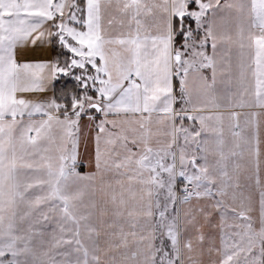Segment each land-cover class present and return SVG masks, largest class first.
<instances>
[{
    "label": "snow or ice",
    "instance_id": "snow-or-ice-1",
    "mask_svg": "<svg viewBox=\"0 0 264 264\" xmlns=\"http://www.w3.org/2000/svg\"><path fill=\"white\" fill-rule=\"evenodd\" d=\"M0 264H264V0H0Z\"/></svg>",
    "mask_w": 264,
    "mask_h": 264
},
{
    "label": "crops",
    "instance_id": "crops-1",
    "mask_svg": "<svg viewBox=\"0 0 264 264\" xmlns=\"http://www.w3.org/2000/svg\"><path fill=\"white\" fill-rule=\"evenodd\" d=\"M193 23V27H194ZM55 48L51 44V38L45 37L43 40H38L35 45L29 43L24 46H18L16 49V60L18 63H52L55 62L54 56ZM209 53H211V49L209 48ZM71 54L67 53L66 58H70ZM68 61V60H67ZM208 70H205L207 72ZM73 79L74 76H72ZM72 79V78H71ZM66 80V79H64ZM57 81V79L55 80ZM55 81L48 80L46 81V90L43 92H33V93H24L26 98L34 101H49L54 99L53 93V85ZM178 89V82H177ZM97 118H100V114H96ZM82 135L81 140L77 150V162H76V172L79 173L80 176H91L96 173L95 166V143H94V129L88 119L82 118ZM109 177L106 176V179ZM95 183H99V177ZM89 184V181H80L79 185L82 188H85L86 196L85 199L88 198L89 195L95 196L96 199L100 198L99 192H93L92 190L86 188L85 186Z\"/></svg>",
    "mask_w": 264,
    "mask_h": 264
},
{
    "label": "trees",
    "instance_id": "trees-1",
    "mask_svg": "<svg viewBox=\"0 0 264 264\" xmlns=\"http://www.w3.org/2000/svg\"><path fill=\"white\" fill-rule=\"evenodd\" d=\"M77 84L78 82L64 80V76H61L53 85L54 99L61 103L69 102L73 95L83 91Z\"/></svg>",
    "mask_w": 264,
    "mask_h": 264
},
{
    "label": "rangeland",
    "instance_id": "rangeland-1",
    "mask_svg": "<svg viewBox=\"0 0 264 264\" xmlns=\"http://www.w3.org/2000/svg\"><path fill=\"white\" fill-rule=\"evenodd\" d=\"M51 44L52 46L55 48L54 50V58H55V62H58L61 66H64L65 63L67 62V60H69L70 58H66L67 55V50L65 48H63L58 41L55 40V38H51ZM81 72L80 69H73L72 71L69 72L68 76H64V75H60L59 78L61 76H64V79H66L67 81L69 80H73L75 82H77L75 79H73L72 76H74V74H79ZM58 78V79H59ZM72 78V79H71ZM94 111V110H92Z\"/></svg>",
    "mask_w": 264,
    "mask_h": 264
}]
</instances>
